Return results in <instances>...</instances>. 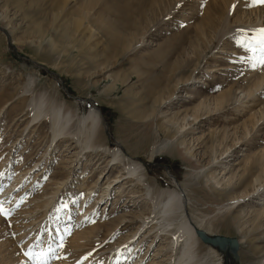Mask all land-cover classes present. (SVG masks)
I'll use <instances>...</instances> for the list:
<instances>
[{"label":"rangeland","instance_id":"1","mask_svg":"<svg viewBox=\"0 0 264 264\" xmlns=\"http://www.w3.org/2000/svg\"><path fill=\"white\" fill-rule=\"evenodd\" d=\"M229 6L221 0H0V200L2 189L20 180L13 193L20 202L0 201L12 211L7 220L0 216V264H30L22 250L48 246L67 222L63 244L85 247L75 252L65 243L50 264H84L96 252L95 264H114L119 245L117 262L128 255L122 241L139 223L119 219L139 212L146 218L166 191L182 195L185 219L209 234L236 238L239 264H264V185L242 199L254 178L264 181V66H253L254 54L238 43L264 28V4L234 0ZM226 93L228 100L214 106ZM39 98L71 113L68 134L54 143L48 110L35 116L32 108ZM204 102L209 113L178 134L181 118L190 121ZM92 104L106 124L98 132L109 149L79 158L75 139ZM180 142L188 160L176 155ZM114 149L141 166V182L123 175ZM58 168L62 176L53 177ZM119 175L125 178L114 182ZM107 178L111 197L85 213ZM121 183L136 204L127 196L113 199ZM79 210L86 221L75 229ZM174 212L167 220L172 228L159 221L129 242L134 248L125 264L142 256L137 264L173 259L166 247L182 221L181 211ZM88 214L101 226L88 222ZM90 227L94 233L86 235ZM198 243L197 262L216 264Z\"/></svg>","mask_w":264,"mask_h":264},{"label":"bare ground","instance_id":"2","mask_svg":"<svg viewBox=\"0 0 264 264\" xmlns=\"http://www.w3.org/2000/svg\"><path fill=\"white\" fill-rule=\"evenodd\" d=\"M233 3L234 0H221L222 2V6L225 7V6H229V8L231 7V2ZM229 2L231 4H229ZM226 17V16H225ZM250 32V31H249ZM225 34V33H224ZM221 58V57H220ZM157 84V81L154 82V85ZM177 84V83H176ZM254 86V85H253ZM259 86V85H258ZM154 87V86H153ZM177 90V89H176ZM195 91V90H193ZM229 93H226L221 100H218V101H215L214 102V106H217V107H220L224 102H226L228 100V98L226 97H229ZM171 98V96L169 97ZM234 100V99H233ZM247 101V100H246ZM34 102V101H33ZM231 102V101H230ZM235 102V100H234ZM205 103V102H204ZM34 108L33 110H35L36 115L38 114H41L45 112V110H48L49 112V118L51 120V123H52V139H51V143H54V141L61 135H66L68 134V131H67V127L69 126L68 124H70L71 122V113L69 110H64V108L61 106V105H47L45 99H41L39 98V100L33 105ZM201 110V111H200ZM211 110V107H209V104L206 105L203 104V105H200L198 107V109H196L193 113L192 116H190V121H188V118L187 116H183L181 118V122L182 124L180 125V127L178 128V131L177 133L180 134L182 133V136L184 135V133L186 132L185 131V128L186 127H191V124H194L195 121L199 120V122L201 121V113L204 112V111H207V114L209 113V111ZM200 111V112H199ZM203 114V113H202ZM44 116V115H42ZM39 118V116H37ZM48 117V116H47ZM175 117V116H174ZM70 122V123H69ZM102 124V120H101V115L99 114V112L97 111H90L88 116L83 118L81 120V126L79 128V133L76 135V143L78 145V148H79V152H77L79 155L78 157H82L84 155V152L86 150H91L92 152L94 151H100L102 153H108V147L107 146H103L101 144V141H100V134H99V127L100 125ZM176 127H178L176 125ZM69 128H71L69 126ZM188 129H191V128H187L186 130ZM70 130V129H69ZM68 137V136H67ZM69 138V137H68ZM71 138V137H70ZM73 138V137H72ZM182 145L183 143L180 142L179 144L176 143L175 144V148H176V155H178L183 161L185 160H188V153L186 151H183V148H182ZM51 146V144H50ZM49 146V148H50ZM56 146V143L55 145ZM53 146V148H54ZM48 148V149H49ZM180 149V151H179ZM100 154V153H99ZM110 154V153H109ZM97 155V154H96ZM111 156H112V160L113 161H117L118 162V167H122L121 169H123L125 171V173L123 175H128L130 180L129 182L131 181H139L141 182L144 175L141 171V166L138 164V163H135V162H131L129 161L128 159H126V162L125 160H123V158L121 157L120 155V151L118 149H114L112 150L111 152ZM78 158V160H79ZM263 163H264V160H263ZM262 165V166H261ZM260 167V171L262 173V177L264 179V164H261ZM62 169V168H61ZM61 169L58 168L55 172H54V176L53 177H56V176H62V172H61ZM7 176V175H6ZM18 177V176H17ZM29 177V176H28ZM120 178V179H119ZM125 177L121 176H117L114 180V182L116 181H120L121 179H123ZM49 179V178H48ZM51 179V178H50ZM49 179V180H50ZM118 179V180H117ZM212 179V178H211ZM123 181V180H122ZM128 181V180H127ZM205 182H207V180H205ZM20 183V180L16 177L13 178V182L10 184V187L7 188L5 187L3 190V193L2 195H5L3 196V200H6V198L9 196L11 201L9 203L11 204H15L17 202H20L18 196L20 195H17V196H13V193L17 190L16 188V185H18ZM128 183V182H127ZM252 183H253V186H252V189H251V193L249 192H246L244 194V196H242V199L244 197H248L249 195L253 194L255 191L258 190L259 187L262 188V186L264 185V181H259L257 178H254V180H252ZM55 184V183H54ZM119 184V183H118ZM215 185H217V183H214ZM138 185V183L136 184ZM110 187V182H109V179L107 178L106 179V182L103 184L102 188L100 189L99 191V194L98 196H96L93 200V204L87 208V210H85L84 212L86 213V211L90 210L91 207H94L96 204H101L102 202H105L107 201V198L111 197V190L109 189ZM113 187V186H112ZM118 188L117 190V195L114 196L113 199H116V198H121V197H125L127 196V198L129 197V194L132 193V192H126V188H123V184L121 183L120 185H118ZM213 188H216L215 186L213 187H209V189L211 191H213L214 189ZM26 189H30L29 187H26ZM110 191V193H109ZM22 192V191H21ZM20 192V193H21ZM113 193V192H112ZM22 194V193H21ZM144 195L148 198V199H152V196L150 194V192L148 191V189H145V193ZM164 195V198H162ZM113 197V196H112ZM139 197V196H138ZM2 198V197H1ZM0 198V199H1ZM84 198V197H83ZM130 199L128 200L133 202V204H136L137 201H135V197L134 196H131L129 197ZM156 199H160L157 203V200ZM3 200H0L3 202ZM83 200V199H82ZM183 197L181 194H179V192L177 191H166V192H161V193H158V195L156 196L155 200L152 201V206H151V211H150V214L149 216H147L146 218L143 217V212H139L138 214H133V215H130V216H123L118 220L117 223L118 224H128V225H133L134 222H139L138 225L132 230V232L126 236V240L124 238V241H122V246L124 245V251H127L129 250L128 252V255H130L132 253V249L134 248L133 245L130 246L129 242H132V240L137 236V234L140 233V235H142L143 233L147 232L146 234L148 233H151V231H153L159 224H161L163 221H167L169 218L168 217H172V214L171 213H175L174 211H181V216H182V221L179 223V225L176 227L175 229V234H173V238L171 239L170 241V244H169V247H166L168 248V250L171 252V255L173 259H169V261L167 262V264H199L196 260L197 256H196V250L198 249L199 247V243L198 241H200L196 235H195V231L194 229L195 228H198V229H201L203 231L204 228L202 229L201 225L199 223H196L195 221L193 220H189V219H185L184 215H183V204H184V201H183ZM9 201V200H8ZM102 201V202H101ZM119 201V200H118ZM6 202V201H4ZM3 202V203H4ZM50 203V202H49ZM10 204V205H11ZM19 204V203H18ZM9 205V206H10ZM8 206V207H9ZM12 206V205H11ZM80 211V210H79ZM103 212V211H102ZM101 212V214H102ZM67 214V210L65 212V216ZM79 214V217L77 218V222L75 223L76 227L75 229L81 227L82 225V222H85V218L82 220V217H83V211H80L78 212ZM94 214V213H93ZM93 214H88L87 216V220L88 222H92L93 223ZM171 214V216H170ZM168 215V216H167ZM47 213L44 214V219H46V232L48 233L50 231V228H48L49 226H47L48 222L50 221L49 217H47ZM64 216V217H65ZM166 216L165 219H163V217ZM181 218V217H180ZM85 220V221H84ZM138 220V221H137ZM159 221L161 223H159ZM97 226H101V223L100 222H95L93 223ZM49 225V224H48ZM172 224L170 222L167 221V224L166 226L167 227H170ZM66 226H70L68 225V222L66 223ZM66 226L62 227V228H58L57 230L53 231V237L49 240L50 241V244L51 246L53 247L54 245H58L61 241V237L63 239H65L66 237V234H65V231H66ZM4 227V224L0 221V228H3ZM89 227V226H88ZM104 227V225H103ZM115 227V226H114ZM160 227V225L158 226ZM96 228V226H95ZM172 228V226H171ZM91 231L89 232H85L86 235H90L92 233H94V228L93 227H90ZM146 229H148L146 231ZM79 230V229H78ZM78 230L77 232H75V234H79L81 232L78 233ZM165 230V229H164ZM17 231V230H16ZM163 231V230H162ZM208 231V230H206ZM205 231V232H206ZM56 233V234H55ZM84 233V232H83ZM164 233V231H163ZM166 233V232H165ZM164 233V234H165ZM174 233V232H173ZM207 233V232H206ZM209 234V233H207ZM157 235V233H156ZM21 236V235H20ZM80 236H83V234L81 233ZM144 236V235H143ZM168 236V234H167ZM172 236V235H170ZM23 237V236H22ZM21 238V237H20ZM54 239H57L54 241ZM72 239V238H71ZM154 239V237H153ZM166 239V238H165ZM70 240V239H69ZM79 240V239H78ZM87 240V239H86ZM83 241V240H82ZM44 243V242H43ZM65 243L71 245L69 247H72V250H74L75 252H77V250H80L82 248H84L85 244L81 243V241H68L66 240ZM64 243V244H65ZM63 244V246H64ZM151 244V243H150ZM127 245V246H126ZM30 246V245H29ZM136 246V245H135ZM149 246H147L146 248V251L147 252L149 250ZM47 247V246H46ZM120 245L116 248L115 250V254L113 255L114 258H115V262L114 264H125L126 261H127V257L128 255L125 256V258L122 260V258L120 259V261L118 260L117 262V258H120V254H119V250H120ZM141 247V245H140ZM55 248V247H53ZM57 248V246H56ZM58 249V248H57ZM207 251L210 252V256L212 255V257L214 256V258L217 260V262H215L216 264H223V258L220 256V254L215 250V249H212L211 247H208L207 246ZM66 250V248H65ZM139 250V248H138ZM162 249L160 248V250H156L154 253H153V256H152V259L154 258H157L158 255H160V251ZM64 249H60L59 252H58V255L59 254H63ZM71 252V251H70ZM127 253V252H126ZM124 252V254H126ZM148 253V252H147ZM87 254V253H86ZM85 254V255H86ZM98 254V252L94 253L92 255V257H89L87 260H83L85 263L84 264H95V262L92 260L94 257H96ZM65 255V254H63ZM78 254L77 253H74L73 256H77ZM83 255V256H85ZM209 255V254H208ZM80 256V254H79ZM78 256V257H79ZM91 256V255H90ZM140 257V256H139ZM138 257V258H139ZM162 257V256H161ZM205 257V256H204ZM65 258V257H63ZM73 258V257H72ZM57 259V258H56ZM71 259V258H70ZM74 259V258H73ZM80 259V258H79ZM143 259V256L140 257L138 260L136 261H139L141 262ZM199 259V258H198ZM58 260V259H57ZM98 260V259H97ZM122 260V261H121ZM200 260V259H199ZM56 261V260H55ZM91 261H93L94 263H91ZM99 261V260H98ZM96 261V262H98ZM136 261H132L131 262H127V264H137ZM155 260H152V264L155 263L154 262ZM161 261V260H160ZM163 261V260H162ZM101 262V261H100ZM133 262V263H132ZM55 263V262H54ZM68 264V263H67ZM143 264V263H141Z\"/></svg>","mask_w":264,"mask_h":264},{"label":"snow or ice","instance_id":"3","mask_svg":"<svg viewBox=\"0 0 264 264\" xmlns=\"http://www.w3.org/2000/svg\"><path fill=\"white\" fill-rule=\"evenodd\" d=\"M254 4H264V0H253ZM241 47L246 51L254 54V63L264 66V28L256 29L255 34L247 41H238ZM259 53V55H255ZM12 214L11 209L6 210L4 205L0 203V216L8 219ZM63 247V238L57 245V248ZM57 248H53L51 244L47 247H39L38 245L29 246L27 250H22L23 255L30 261V264H50L52 259L57 257ZM38 249V250H37Z\"/></svg>","mask_w":264,"mask_h":264},{"label":"water","instance_id":"4","mask_svg":"<svg viewBox=\"0 0 264 264\" xmlns=\"http://www.w3.org/2000/svg\"><path fill=\"white\" fill-rule=\"evenodd\" d=\"M0 31L4 32L3 29L1 28H0ZM33 65L36 68L45 69L39 64L33 63ZM50 74L55 75L54 73H51V72ZM63 91L66 92L65 88H63ZM92 107L99 112V110L96 107H94L93 104H92ZM101 120H102V124H104V127L106 128V124L102 116H101ZM194 231H195L196 237L205 246L215 249L220 254V256L223 258V264H239V257L237 253L238 241L236 238L226 237V236L218 235V234H207L205 231L198 229V228H195Z\"/></svg>","mask_w":264,"mask_h":264}]
</instances>
